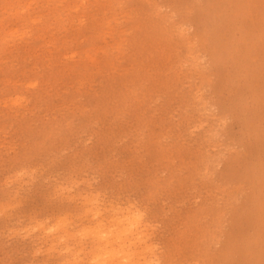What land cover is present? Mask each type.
Here are the masks:
<instances>
[{
    "label": "rangeland",
    "instance_id": "rangeland-1",
    "mask_svg": "<svg viewBox=\"0 0 264 264\" xmlns=\"http://www.w3.org/2000/svg\"><path fill=\"white\" fill-rule=\"evenodd\" d=\"M123 251L264 264V0H0V264Z\"/></svg>",
    "mask_w": 264,
    "mask_h": 264
},
{
    "label": "bare ground",
    "instance_id": "bare-ground-1",
    "mask_svg": "<svg viewBox=\"0 0 264 264\" xmlns=\"http://www.w3.org/2000/svg\"><path fill=\"white\" fill-rule=\"evenodd\" d=\"M199 102L201 103L200 109L203 111L202 114L206 115L207 120H217L214 118V113L210 112L211 109L209 105L207 104L206 98L201 96L199 98ZM121 222L122 223L120 224L119 234L120 235L129 234L131 232V227H126L123 221ZM119 234H118V237H120ZM130 254L131 253L123 251V256L119 258L120 260L118 261V264H138L137 261H135ZM151 263L152 262H148V264H151Z\"/></svg>",
    "mask_w": 264,
    "mask_h": 264
}]
</instances>
